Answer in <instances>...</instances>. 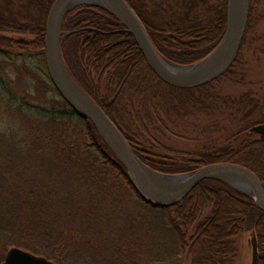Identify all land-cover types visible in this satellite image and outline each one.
Returning a JSON list of instances; mask_svg holds the SVG:
<instances>
[{"label": "trees", "instance_id": "16d2710c", "mask_svg": "<svg viewBox=\"0 0 264 264\" xmlns=\"http://www.w3.org/2000/svg\"><path fill=\"white\" fill-rule=\"evenodd\" d=\"M53 1L0 0V246L21 247L58 264H186L189 254L200 264H228L235 246L231 239L253 230L259 264H264V210L226 181L203 180L170 207H154L140 198L94 124L76 114L48 76L45 30ZM128 1L159 51L179 64L205 58L226 30L227 0ZM258 3L250 0L236 61L203 86L166 84L149 67L133 34L93 5L67 13L64 57L75 79L152 168L180 174L234 162L264 182V138L250 132L264 123V96L254 90L229 95L217 86L225 79L240 81L237 70L244 64ZM35 58L40 66H34ZM36 72L47 87L36 80ZM162 109L181 117L231 110L236 118L253 115L255 122L240 124L237 141L191 155L159 139L167 129ZM131 113L138 116L135 129Z\"/></svg>", "mask_w": 264, "mask_h": 264}, {"label": "water", "instance_id": "95a60500", "mask_svg": "<svg viewBox=\"0 0 264 264\" xmlns=\"http://www.w3.org/2000/svg\"><path fill=\"white\" fill-rule=\"evenodd\" d=\"M88 4L113 14L135 37L153 72L176 88L206 85L227 73L236 61L246 33L250 0H227V24L218 45L202 60L179 64L167 59L153 42L146 25L128 0H54L46 21L45 61L49 78L59 95L82 118L89 119L103 140L125 166L137 194L154 207H170L184 200L203 180L220 179L247 194L264 210V185L249 167L234 162L206 164L193 172L168 174L144 162L129 140L101 105L79 84L70 72L63 53L62 29L67 13ZM264 138V123L251 128ZM252 263L259 264L256 235L252 237ZM2 264H57L43 255L13 246Z\"/></svg>", "mask_w": 264, "mask_h": 264}, {"label": "rangeland", "instance_id": "374dc122", "mask_svg": "<svg viewBox=\"0 0 264 264\" xmlns=\"http://www.w3.org/2000/svg\"><path fill=\"white\" fill-rule=\"evenodd\" d=\"M258 1L255 18L251 22V28L248 33V42L241 58L244 64L237 70L239 74L237 78L240 79V81L232 82L225 79L217 85L229 95H238L244 91L254 90L258 93V96H264V0ZM2 34L15 38L28 37L25 34L21 35L9 31H2ZM34 66H40L36 58L34 59ZM242 73L245 74V78L241 76ZM33 75L38 82L47 87V82L39 72ZM163 103H166V100L163 99ZM261 105L264 107V101L260 106ZM231 113V110H227L222 114L212 113L208 115L196 112L181 117L178 116V113L175 114L174 112L162 109L161 114L167 129L165 133L159 136V139L169 149L186 151L191 155L205 148L217 147L220 144L230 142L231 139L235 140L234 132L236 129L240 128V124H252L255 122V117H253V115L250 117L243 116L236 118L237 116ZM135 115L137 116L136 113L129 114V116H133L132 124L134 129L137 125L140 126L138 116L135 117ZM134 120H136L137 125ZM236 120L239 121L234 123L233 121ZM137 130L140 131L139 128H137ZM154 132H156V130H154ZM261 152L264 156V149H262ZM253 235H257V233L253 230H249L237 234L231 239L234 241L235 246L231 249L229 256H227L228 264L252 263L253 250L251 240ZM10 248H12V246L7 248L0 246V264L5 260ZM192 256L191 254L187 255L186 264H200L199 262L197 263L196 259Z\"/></svg>", "mask_w": 264, "mask_h": 264}, {"label": "flooded vegetation", "instance_id": "af4514ba", "mask_svg": "<svg viewBox=\"0 0 264 264\" xmlns=\"http://www.w3.org/2000/svg\"><path fill=\"white\" fill-rule=\"evenodd\" d=\"M3 263V262H2Z\"/></svg>", "mask_w": 264, "mask_h": 264}]
</instances>
